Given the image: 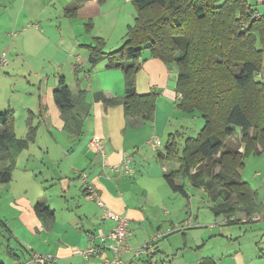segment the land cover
Listing matches in <instances>:
<instances>
[{"label":"crops","instance_id":"crops-1","mask_svg":"<svg viewBox=\"0 0 264 264\" xmlns=\"http://www.w3.org/2000/svg\"><path fill=\"white\" fill-rule=\"evenodd\" d=\"M11 1L0 0V11H4L2 12L4 16L9 14L6 11L11 8ZM131 1L126 2L131 3ZM244 1L252 10H254L252 7H258L259 10H254L260 11L256 12V15L264 16V0ZM44 3V0H17L15 11H11L12 19L8 25L4 26V32L1 34L22 27H18V23L26 21L25 10L32 11L34 15L40 17ZM117 3L116 0L114 2L90 0L79 7L78 10L82 8L85 11V18L81 22L84 24L87 35L82 38V44L74 41L71 47H89L93 44V39L98 38L97 35H103L101 39L104 40L106 46L113 38L112 35L118 26L120 11H114ZM66 9L68 6L63 9L65 18L69 20L78 18V10L76 16L71 19L66 16ZM114 12L117 14L114 21L110 23L108 17ZM133 12L129 13L133 15ZM90 21H93L92 24H89ZM37 29L38 26L35 25L29 33L31 35L22 40V44L20 40L11 44L8 37L0 34V55L7 59L6 52H9L12 45H15L14 51L26 59L23 62L25 65H29V60L24 55L32 56L42 52V49L40 50V47L32 40L36 38L42 41L43 33H38ZM27 30H29L28 25L23 29L22 38ZM11 36L16 37V34ZM116 38L119 44H116L118 46H115V50L124 41L122 35L119 38L116 35ZM57 48L60 51L59 46ZM112 51L114 50H109L108 53ZM104 53H107L105 49ZM104 61L105 63L97 66L91 65L87 56H83L80 65L69 63L67 72H62L63 76L58 72V67L53 72L52 79H45L39 87L36 84L37 79L42 81L48 75L35 69L29 71L33 73V82H28L31 86L30 90H24L23 95L17 93L19 98L15 101H13L11 91H16L18 85L13 82L10 67L8 68L9 61L7 60V65L0 69V113L11 112L13 114V130L15 137L19 140L26 139L28 121L36 129L33 141L28 142L27 147L17 155L10 180L7 183L0 182V248L2 246L5 248L0 253V264L26 262L33 264L28 261L34 254L53 255L57 258L56 264H103L98 255L85 258L73 252L75 247L87 249L100 246L101 243L96 237L97 230L107 234L112 227L110 221L101 219L100 207L86 197L80 180L81 174L86 175L88 183L95 187L107 208L128 220L130 235L124 244L125 249L120 255L119 264H264V218L244 222L242 218L245 212L237 210L231 214L233 218L228 219V214L216 210V207L227 203L218 200L216 202L218 204L214 206L203 188L200 187L196 189L210 201L211 212L216 217H223L220 221L216 219L214 223L207 226V229H204L206 227L199 224L198 216H194L188 209L191 202L188 200L187 186H192L186 180L182 179L187 183H180L181 179L177 181L179 185L182 184L186 188L187 197H183L174 193L164 180L166 175L178 169V165L171 170L162 164L160 169L163 173L162 178L172 194L187 200L186 210L190 212L177 222V226L181 228L184 223L190 222L191 227L184 230L178 227V230H175L176 221L174 223L170 220L164 227L159 226L154 230L157 222L149 221L147 212L138 208L139 204L130 190L131 187L124 181L126 175H136V172L125 173L114 167L120 168L123 160L132 154L136 153L137 158L140 153L139 147L149 145V140H158L161 137L164 140L165 133H167L165 148L170 142L171 135L183 132L184 128L181 124L185 113L178 109L180 95L175 92L172 71L160 60L147 58L136 74L135 90L140 96L151 93L156 95L153 121L147 123L142 119H126L121 105L107 106L96 99L103 90H108L106 95L111 98L121 99L125 95L123 78L118 77L116 73L118 69H109V61L107 59ZM66 62L67 59L64 57L59 64ZM86 68L92 71L91 75ZM80 73L84 78L78 81ZM90 76L96 78L95 86H91ZM61 77L76 101L73 109L64 118L53 98V92ZM73 78L77 81L74 88L70 82ZM86 80L90 85L82 89L85 86L80 83ZM17 112L21 113L19 126L16 124ZM172 115L176 116V122L172 121ZM87 122L90 129L85 130ZM42 128L46 130L40 133ZM51 130H55L63 139L71 140L70 142L78 141V144L84 136L86 145L79 150V153L70 154L68 150L71 147L57 142ZM45 133L51 137L50 141L43 137L39 139V136ZM48 135L45 137H49ZM93 139L101 141L103 152L91 147L90 141ZM179 139L180 136L177 139L178 143ZM39 140L42 145L38 143ZM160 140V145L156 149L149 146L153 152L156 151L158 160V154L163 153L158 150L163 145ZM70 142L65 140V144ZM44 145L47 151L43 150ZM242 149L241 146L238 151L241 152ZM260 153L264 154L261 149L258 154ZM131 162L132 160L129 162L130 168ZM45 165L55 170L50 173V168H48L44 175ZM88 167L92 170L89 171ZM2 168L3 164L0 162V171ZM239 178L240 182L249 186L253 194L251 209L263 215L264 197L258 200L257 194L258 189L264 188V174L256 173L251 180H242L239 172ZM73 180H78V182L74 183ZM43 182L49 183V187L45 188ZM142 194L146 196V191L143 190ZM166 198L170 199V195H166ZM233 201L235 200L232 198L228 203ZM149 203L148 200L145 201L146 206H149ZM37 205L46 209V213L37 214L35 210ZM165 205L164 200H159V205L154 207L159 208ZM196 224L199 225L195 226ZM240 225H243V228L233 227ZM135 227L137 230H134ZM175 232L180 234L175 235ZM110 243L109 239L105 241V244ZM145 244L152 246L150 257L136 256L135 250ZM104 254L107 259L112 260L110 250H104Z\"/></svg>","mask_w":264,"mask_h":264},{"label":"trees","instance_id":"trees-1","mask_svg":"<svg viewBox=\"0 0 264 264\" xmlns=\"http://www.w3.org/2000/svg\"><path fill=\"white\" fill-rule=\"evenodd\" d=\"M66 9L68 18L90 0H72ZM132 0L134 23L128 26L122 45L104 53L105 43L94 38L86 47L89 63L109 61V69L121 71L125 95L121 99L108 97L103 90L96 97L107 106L121 105L124 117L150 123L156 110L157 97L151 93L140 96L135 90V77L147 58L158 59L167 68L175 65V92L180 95L178 109L185 114L198 112L205 126L198 138H187L181 149L171 135L170 142L159 160L175 162L178 169L164 177L169 188L187 197L186 188L178 180H186L194 188H203L212 202L227 204L217 211L233 218L237 210L244 216L256 214L251 208L253 194L246 183L240 182L239 171L244 159L264 153V83L254 80L261 69L264 56V16L256 15L244 0ZM148 52L145 58L142 53ZM232 69L233 72H228ZM201 81L202 87H192ZM202 89V91H201ZM53 98L62 117L70 112L76 101L61 77ZM11 112L0 113V182L7 183L17 155L33 141L35 127L27 123L26 139L15 137ZM242 131V151H224V141L234 128ZM251 130V133H250ZM219 154L220 157H217ZM207 161V166L196 165ZM219 166L220 171L214 173ZM232 203H228L231 199ZM37 214L46 213L40 205ZM259 214V213H257Z\"/></svg>","mask_w":264,"mask_h":264},{"label":"rangeland","instance_id":"rangeland-1","mask_svg":"<svg viewBox=\"0 0 264 264\" xmlns=\"http://www.w3.org/2000/svg\"><path fill=\"white\" fill-rule=\"evenodd\" d=\"M44 8H43V13L39 17L37 15H34L32 11H26L27 15L25 16L26 21L18 23V29H13L11 31H6L4 34H1L4 32V29L6 25L10 23V20L12 19L11 11H15V8L17 7V0H12L11 3V8L8 9L6 12L9 13L8 16H4L2 12L0 11V34L4 37H8V41L11 44H14L20 40L22 44V40H25V38L29 37L32 31L31 29L34 28L35 25L38 26V33H43L42 36V41L40 42L39 39L33 38V42L37 44V46L40 47V50L42 49V52L39 54H34L32 56H27V59L29 60V65H25L23 62L26 60L24 57H22L19 53L14 51L15 45H12V49L9 52H6L7 54V60L9 61V66L10 67V74L13 76V82L16 83L18 86L16 87V91H11L13 95V101L19 98L17 93L19 95H23V91L27 89V91L30 90V87L28 82H33V73L29 72L32 70H39L42 72L44 75H48L47 77H44L42 81H36L37 87L40 86V84L44 82L45 79L48 80L52 79V74L55 72L58 67L60 74L63 76L62 72H67L69 63L71 64H76L80 65V62L83 60V56H87V59L89 58V53L87 52L86 48L84 47H71L72 42H80L82 44L83 42V37L87 35L85 31L84 24H82L81 20L85 18V11L80 8L78 18L69 20L63 16V9L64 7L66 8H72L74 6V3L72 0H44ZM113 1L114 0H110ZM127 0H116L117 3V8L114 11H120L119 14V21H118V26L116 28V31L112 35V39L109 40V43L105 46V52L108 53L109 50H115V46H118L116 44H119V41L117 43V37L119 38L121 35L124 38V34L126 31L127 26H131L134 23V12L133 15L129 13L130 11H134L133 6L131 5L132 3L126 2ZM226 0H218V4L221 5L225 2ZM254 10H259L258 7H252ZM260 12V11H256ZM262 12V11H261ZM117 12H114L109 15L108 21L111 23L114 21V18L116 16ZM22 20V19H21ZM93 21H90L89 24H92ZM29 27V30L25 32L24 37L23 36V29L26 27ZM16 34V37H12L11 35ZM18 34V35H17ZM29 34V35H28ZM28 35V36H27ZM98 38H102L103 35H97ZM91 38V37H90ZM108 38V36H107ZM124 40V39H123ZM82 42V43H81ZM36 46V48H37ZM60 51L66 52L65 54L61 53L58 51V47ZM148 55L147 51H144L142 53V58H145ZM2 56V55H0ZM64 57H66L67 62L65 64H59ZM37 58V59H34ZM75 58V60H74ZM81 58V59H80ZM79 59V60H77ZM105 59H101L94 65H99L101 63H105ZM12 65V68H11ZM172 71V80H176L177 76V71L175 65L169 67ZM86 71H88V68H86ZM228 72L232 73L233 70L229 69ZM88 73H92V71H88ZM118 77H121V71L118 70L116 72ZM91 77V76H90ZM84 77L81 75V73L78 76V81H81ZM67 79H70V76L68 75ZM90 83L91 86H95L97 84L96 78H90ZM115 80V79H114ZM171 80V81H172ZM254 80L259 83H264V56L261 59V69L259 73L254 77ZM73 85L77 84V81L73 80L70 81ZM89 84V81L86 80L85 82H81L80 85H84L85 87L82 89H86ZM202 87L203 83L201 81L199 82H194L192 83V87ZM45 88V87H44ZM74 90V89H72ZM202 91V89H201ZM20 112H17V117H16V124H20ZM184 121L181 124V127L184 128L183 132L181 131L180 134V139H179V149H181L182 145L181 142H183L187 138H198V135L201 134L202 130L204 129L205 126V118L198 112H193L189 114H184ZM172 121L176 122V116L172 115L171 116ZM263 119H264V114H263ZM179 125V124H178ZM90 129L89 123L87 122L85 130ZM46 129L42 128L40 130V133L45 132ZM182 130V129H181ZM53 138L60 143H63V145L71 147L68 152L70 154L77 152L79 153V150L86 145V139L83 136L82 139L80 140V143L78 144V141L76 142H70L71 140L63 139L62 136H58L55 130H51ZM251 133V130H250ZM166 134L165 133V138L164 140L161 137L160 141H162L163 145H161L160 149L158 148L159 151H164V143L166 141ZM242 131L240 128L235 127L234 132L232 136L227 137L224 141V151L232 152V151H238L240 147L242 146ZM48 134H44L43 136H39V139H47V141H50L51 137H45ZM41 137V138H40ZM64 140V141H63ZM66 142L69 141L70 143L65 144ZM40 145L41 141L39 140L38 142ZM45 146L43 147L44 151H47L45 149ZM144 147H139L140 153H138L137 158H136V153L132 154L131 157V169L136 172V175L128 176L126 175L124 177V181L126 184H129L131 187L130 190H132L137 202H138V208L145 210L149 216L148 220L151 222H157V225L155 226L154 230H156L157 227L161 226L164 227V225L172 220L174 223L176 221V226L177 222L181 220L185 215L189 214L186 210V203L187 200L184 199L183 197L179 195H174L172 192L169 190V188L166 186L162 175L163 173L161 172V165L167 167V169H175L177 167V164L175 162H162L156 158V151L153 152L149 145H143ZM137 152V150H136ZM48 153V152H47ZM51 154V153H50ZM221 154H219L217 157H220ZM47 158L48 156H44ZM244 166L242 169L239 171L241 174L242 180H251V178L254 176L256 173L264 174V154H257V155H250L246 159H244ZM64 164V163H63ZM209 163L207 161H201L196 165V168H201L203 166H207ZM46 170L43 171V174L45 175V172L47 171L48 168H50V173L55 170L53 167H50L49 165H45ZM88 170H92L91 168L88 167ZM220 171V167L217 166L214 169V173H218ZM141 172V173H140ZM74 183H77L78 180H73ZM180 183H187L186 181H183L182 179L179 181ZM43 185L45 188L49 187V183L43 182ZM127 190V189H126ZM146 191V196H143L142 191ZM187 192L189 195L190 200V207L188 209L191 210V213L198 216L199 218V224L202 227H206L204 229H207V226L209 224L214 223V221L217 220H222L223 217H216L213 212H211L210 207L211 203L210 201L205 198V196L196 188L189 187L187 186ZM126 193V192H125ZM166 195H170V199L166 198ZM258 200H261L264 197V188L263 189H258ZM149 201V206L145 205V201ZM159 200H164L166 205L164 207H154L156 205H159ZM216 202H213V205L215 206ZM153 206V207H150ZM169 214L167 217L165 215ZM215 225V224H214ZM178 227H176L175 230H178ZM230 227V226H229ZM233 227H241L243 228V225L240 226H233ZM180 229V227H179ZM134 230H137V227L134 228ZM150 234L151 231H150ZM179 232H175V235H179ZM172 237V236H171ZM170 238V236H168ZM3 246L0 248V253L2 250H4Z\"/></svg>","mask_w":264,"mask_h":264},{"label":"built area","instance_id":"built-area-1","mask_svg":"<svg viewBox=\"0 0 264 264\" xmlns=\"http://www.w3.org/2000/svg\"><path fill=\"white\" fill-rule=\"evenodd\" d=\"M7 65V59L5 56H0V69ZM149 146L152 149H156L159 147L160 142L159 140H149L148 141ZM90 145L92 148L95 150L103 152V145L101 141H97L96 139H93L90 141ZM131 161L130 157L125 158L122 162V165L120 168L118 166L114 167L117 170H121L125 173H131L132 170L129 166V162ZM80 180L85 192L86 197L88 200L95 202L101 209V219L102 220H108L112 223L111 229L108 231L107 234H104L101 230H97L96 232V237L100 241L101 245L97 247H90L87 249H81L75 247L73 249V252L76 254H80L83 257L87 258L92 255H98L102 259L103 264H119L121 262L120 260V255L122 251L125 249L124 244L130 235V232L128 230V220L113 212L109 208L105 206V204L101 201L97 190L95 187L91 184L88 183L87 177L85 174H81ZM264 218V214H252L250 216H244L242 218V221L247 222V221H258L260 219ZM199 224H196L195 226H198ZM191 227L190 222L184 223V225L180 228V230H184ZM111 240L110 244H105L106 240ZM151 245L145 244L142 246H139L135 250V255L136 256H141L145 255L147 257H150V250H151ZM110 250L112 253V260L110 261L109 259L106 258L104 254V250ZM28 262H31L33 264H56L57 263V258L53 255H40V254H34L32 257L29 259ZM22 264H27L22 263Z\"/></svg>","mask_w":264,"mask_h":264}]
</instances>
